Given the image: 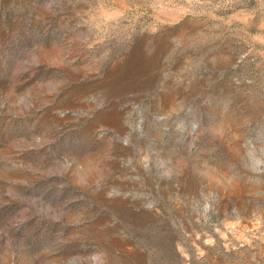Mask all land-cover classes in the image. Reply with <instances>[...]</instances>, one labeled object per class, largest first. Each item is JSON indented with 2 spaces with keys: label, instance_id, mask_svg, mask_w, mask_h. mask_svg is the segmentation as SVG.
Returning <instances> with one entry per match:
<instances>
[{
  "label": "rangeland",
  "instance_id": "obj_1",
  "mask_svg": "<svg viewBox=\"0 0 264 264\" xmlns=\"http://www.w3.org/2000/svg\"><path fill=\"white\" fill-rule=\"evenodd\" d=\"M0 264H264V0H0Z\"/></svg>",
  "mask_w": 264,
  "mask_h": 264
}]
</instances>
